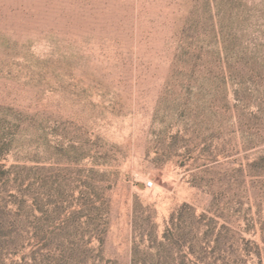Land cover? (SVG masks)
Segmentation results:
<instances>
[{
  "label": "rangeland",
  "instance_id": "rangeland-1",
  "mask_svg": "<svg viewBox=\"0 0 264 264\" xmlns=\"http://www.w3.org/2000/svg\"><path fill=\"white\" fill-rule=\"evenodd\" d=\"M0 264H264V0H0Z\"/></svg>",
  "mask_w": 264,
  "mask_h": 264
},
{
  "label": "built area",
  "instance_id": "built-area-1",
  "mask_svg": "<svg viewBox=\"0 0 264 264\" xmlns=\"http://www.w3.org/2000/svg\"><path fill=\"white\" fill-rule=\"evenodd\" d=\"M153 185V182L152 181H148L147 183H146V187L148 188V187H151Z\"/></svg>",
  "mask_w": 264,
  "mask_h": 264
},
{
  "label": "water",
  "instance_id": "water-1",
  "mask_svg": "<svg viewBox=\"0 0 264 264\" xmlns=\"http://www.w3.org/2000/svg\"><path fill=\"white\" fill-rule=\"evenodd\" d=\"M138 187L143 189V188H145V184L144 183H138Z\"/></svg>",
  "mask_w": 264,
  "mask_h": 264
},
{
  "label": "trees",
  "instance_id": "trees-1",
  "mask_svg": "<svg viewBox=\"0 0 264 264\" xmlns=\"http://www.w3.org/2000/svg\"><path fill=\"white\" fill-rule=\"evenodd\" d=\"M170 232V229H167V233H165V238L168 239V233ZM167 234V235H166Z\"/></svg>",
  "mask_w": 264,
  "mask_h": 264
}]
</instances>
